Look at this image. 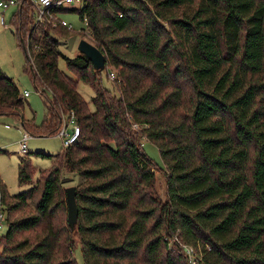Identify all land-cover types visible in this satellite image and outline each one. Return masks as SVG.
<instances>
[{
	"label": "trees",
	"instance_id": "1",
	"mask_svg": "<svg viewBox=\"0 0 264 264\" xmlns=\"http://www.w3.org/2000/svg\"><path fill=\"white\" fill-rule=\"evenodd\" d=\"M17 6L14 34L47 114L39 125L26 119L19 85L0 68V115L48 136L74 112L82 133L34 181L21 158L27 190L12 194L0 180V264H78L76 237L84 264H178L170 250L161 257L171 238L203 242L202 264H264V0H84L76 10L107 73L118 68L116 94L84 53L64 56L94 88L93 111L58 66L68 28L36 24L32 0ZM142 138L159 147L165 199ZM65 170L81 178L74 229L62 216Z\"/></svg>",
	"mask_w": 264,
	"mask_h": 264
},
{
	"label": "rangeland",
	"instance_id": "2",
	"mask_svg": "<svg viewBox=\"0 0 264 264\" xmlns=\"http://www.w3.org/2000/svg\"><path fill=\"white\" fill-rule=\"evenodd\" d=\"M84 0H73L66 2L56 15L66 20L72 25V29L68 30V36H62L58 34L60 46L59 49L62 55L59 57L58 66L67 75L75 78L77 81V89L88 103L89 108L95 110V104L93 97L95 96V90L88 83L76 78L71 71L67 68L66 60L64 56L76 57L81 53L79 50V42L82 38H86L93 43L90 30L87 26L86 20L80 18V14L76 9L83 6ZM18 6L12 5L7 8L3 15V10L0 8V68L2 71L12 77L21 90V94L25 91H29V95L24 98V107L22 108L23 116L26 119H30L31 122L41 124L47 114L46 106L42 95L37 90L31 75L27 72V56L25 50L19 45L17 37L14 34L13 28V14L17 11ZM3 16V22H2ZM110 70L117 72L118 68L110 66ZM116 74V73H115ZM103 85L113 93L119 94V90L113 82L112 76L107 73V70H103ZM33 119V120H32ZM64 120H68L67 116ZM71 128V127H70ZM25 129L21 126V120L13 115H0V180L1 183L7 186L10 193L15 194L27 190L30 184H20L18 171L19 163L23 156H27L33 167L35 168L36 180L39 177L40 169H48L52 164H57L58 159L55 160L56 155L61 152L65 146L63 144L62 137L59 134H52L46 136H39L37 134L32 135L28 139L27 153L23 155L20 150V144L25 134ZM142 148L149 155L154 162V169L156 171V190L160 198L166 197V171L165 164L163 162L158 145L146 138L141 139ZM45 155H43V154ZM65 185L68 187L71 185H78L81 178L69 171L65 170ZM64 192L66 194L65 188ZM39 194L36 196V200ZM34 204L30 207H26L23 210L15 212L16 216H23L25 212L34 210ZM62 216L67 218V203L65 210L62 212ZM3 228L0 229V235H4L8 230V222L3 221ZM162 234L166 229H161ZM75 242V256L78 264H84L79 239L76 237ZM168 248H162L161 257L166 258L168 251L170 250L173 255L168 256L169 259H174L178 264H188L184 258H180L177 255L182 253L186 258L184 252V245L181 239L171 238L168 243ZM200 254L203 249V242L199 241L194 245L190 243ZM168 250V251H167ZM172 257V258H171ZM188 261V260H187ZM189 262V261H188ZM190 264V263H189ZM202 264V263H200Z\"/></svg>",
	"mask_w": 264,
	"mask_h": 264
},
{
	"label": "built area",
	"instance_id": "3",
	"mask_svg": "<svg viewBox=\"0 0 264 264\" xmlns=\"http://www.w3.org/2000/svg\"><path fill=\"white\" fill-rule=\"evenodd\" d=\"M36 9L35 14V23L39 24L44 21L45 18L54 19V25L59 22L62 26L67 27L68 29H72V25L68 23L66 20L59 18L54 12V8L62 7L66 2H71L73 0H32ZM18 0H0V8L4 11L12 5H17ZM3 22V16H2ZM87 23V20H86ZM110 76L114 77L115 73L111 72ZM29 91H25L22 96H28ZM68 120L62 119V123L60 125L57 134L62 137L63 144L65 147L72 145L81 135L82 130L80 124L77 121L76 115L74 112H70L66 114ZM71 127V128H70ZM134 127H137V124H134ZM32 136L31 133L25 131L24 137L20 144V150L23 155L27 153L28 147V139ZM7 221V213L0 201V229L3 228V221ZM1 236V235H0ZM184 252L187 256V260L190 264H200L201 254L191 245H184Z\"/></svg>",
	"mask_w": 264,
	"mask_h": 264
},
{
	"label": "water",
	"instance_id": "4",
	"mask_svg": "<svg viewBox=\"0 0 264 264\" xmlns=\"http://www.w3.org/2000/svg\"><path fill=\"white\" fill-rule=\"evenodd\" d=\"M79 50L89 58L96 70L102 71L106 68V55L94 43L82 38L79 42ZM66 202L68 220L71 228L74 229L79 217L76 186L66 187Z\"/></svg>",
	"mask_w": 264,
	"mask_h": 264
}]
</instances>
